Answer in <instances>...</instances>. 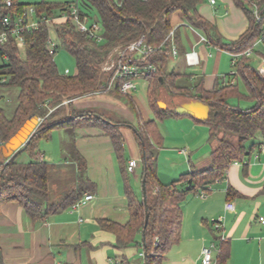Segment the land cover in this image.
Segmentation results:
<instances>
[{
	"label": "crops",
	"instance_id": "0c3cea01",
	"mask_svg": "<svg viewBox=\"0 0 264 264\" xmlns=\"http://www.w3.org/2000/svg\"><path fill=\"white\" fill-rule=\"evenodd\" d=\"M204 4L199 7V14L217 28L224 42L237 41L248 31L249 19L234 0H217L216 5H211L208 0V5ZM176 14L177 24L174 27L172 24L174 36L169 41L172 48L169 61L176 57L178 60L173 70L168 71L166 68L167 73L180 75L178 81L182 85L201 83L206 91L236 84L230 76L238 79V73L224 74L222 82L215 74H205L208 66H218L219 56L226 55L233 61V53L213 46L200 30L183 21L181 12ZM173 48L177 49V55L173 54ZM191 51H196L201 61L199 66H194L195 69L186 58V54ZM254 57L259 63L260 56ZM249 59L254 66L255 61ZM166 95L170 93L161 90L158 98ZM147 98L151 103L149 91ZM7 99L11 100L10 97ZM12 104L11 101L6 102V108L11 109ZM128 104L137 113L139 106H143L144 110L148 107L141 92L126 97L95 93L94 97L92 94L76 99L72 107L67 105L59 112V115H64L62 118L70 119L73 111H97L93 108L99 106L110 110V115H105L107 118L104 117V120L111 122L123 138L124 151L121 155L116 153L102 122H85L77 126L69 124L55 128L48 137L32 140L30 144L34 145L37 158L43 155V161L49 166L48 201L43 206L44 216L37 220L15 202L0 205V249L4 264H118L120 261L146 264L143 247L119 249L116 233L103 226V222L128 225L131 221L128 190L137 197L142 195L143 150L136 128L152 120L148 110V120H144L141 113L137 120H133ZM113 109H118L121 115L115 114ZM166 109L173 112V107L166 105ZM173 116L185 147L173 151L167 158L171 161L168 171L161 172L158 166V178L163 185L178 181L192 169L203 171L210 168L212 152L217 144L211 140L208 124L189 115ZM56 131H59L58 142L53 147L46 143L44 151L39 150L43 140H52V132ZM154 143L158 145L159 158L164 152L162 136L158 134ZM248 146L250 154L244 160L232 163L223 178L208 186L212 188L208 197L201 198L200 190L190 193L181 204V238L166 252L162 264H202V249L212 244L216 245L214 258L217 260L225 241L230 251L228 264H264V223L260 220L264 217V137L258 136ZM184 150L186 155L182 152ZM132 160L138 162L133 172L129 170ZM74 192L79 193V201L88 194L94 198L79 206L78 201L56 213H47L49 206L57 205ZM228 201L235 203V212L226 213ZM222 216H225L224 228L216 231L215 221ZM222 236L224 241H221ZM137 240L144 243L142 234L137 236Z\"/></svg>",
	"mask_w": 264,
	"mask_h": 264
},
{
	"label": "trees",
	"instance_id": "16d2710c",
	"mask_svg": "<svg viewBox=\"0 0 264 264\" xmlns=\"http://www.w3.org/2000/svg\"><path fill=\"white\" fill-rule=\"evenodd\" d=\"M261 1L264 3V0ZM204 2L205 0H76L53 5L43 1L34 5L39 19L44 16H60L69 11L72 4L78 5L82 17L90 19L92 13L96 12L104 27V41L99 43L78 31L71 21L55 24L52 31L42 22L38 30L28 34L24 49L9 44L1 50L8 59L0 64V92L10 88L19 90L17 104L11 114L10 108L3 107L0 103V130L4 143L33 116L45 119L33 140L48 137L55 128L73 123L77 126V122L94 119L104 123L116 153L121 155L124 151L123 138L118 129L111 122L105 121L103 116L96 117L94 113H87L88 111H82L83 114L80 115L81 112L73 111V121L66 122L67 117L52 121L56 114L50 113V109L64 102H69V107H72V102L76 99L101 92L107 87L111 77L102 68L107 60L105 56L111 50L125 48L142 37L153 47H161L147 59L132 58L133 61L158 66L157 73L147 80L150 102L159 116L176 114L170 110H162L158 105V93L163 87L171 96L183 95L188 102L200 100L211 107L210 118L203 122L210 126L211 140L217 142L212 152V166L203 171L192 169L169 185H163L158 178V145L154 143V138L159 134L156 121L145 122L136 128L143 150L146 195L144 196L143 184L140 197L128 190L131 207L129 224L120 226L103 222V226L116 233L119 249L143 247L146 264H162L166 252L179 242L183 221L181 204L187 196L205 190L217 179L223 178L232 163L244 160L250 154L248 143L258 136L264 137V75L258 73L249 58L241 57L238 63V78L248 90L247 96L242 98L253 102L252 107L246 109L229 101L234 95L240 96L237 84L206 91L201 83L194 86L182 85L178 81L180 75L167 73V64L172 54L171 43L167 38L173 29L172 17L176 12H181L183 21L200 30L213 46L233 54L240 55L259 39L260 26L245 0L234 2L246 13L250 27L237 41L228 43L224 42L217 28L199 14V7ZM15 6L18 11H23L29 5L15 0ZM51 33L56 36L59 48H64L74 57L77 67L75 75L59 71L55 55L48 50ZM117 89L120 93L119 87ZM3 97L4 95H0V102ZM27 150L33 157L30 162H20L16 158L3 165L0 174V205L15 202L37 220L44 216L43 206L48 201L49 166L37 158L34 145L30 144ZM79 198V193H71L57 205L49 206L47 213H56L73 206ZM148 212L150 218L145 228ZM140 234L143 244L137 240ZM229 258L230 251L225 241L216 264H228ZM0 264H4L1 249Z\"/></svg>",
	"mask_w": 264,
	"mask_h": 264
},
{
	"label": "built area",
	"instance_id": "2783aa9c",
	"mask_svg": "<svg viewBox=\"0 0 264 264\" xmlns=\"http://www.w3.org/2000/svg\"><path fill=\"white\" fill-rule=\"evenodd\" d=\"M147 1V0H144ZM250 7L253 17L257 25L260 26L261 33L259 39L256 43L240 55L233 54L234 59L232 61V66L237 67L238 58H252L253 56H260V62L257 67L258 73L264 75V56L255 50L257 45H262L264 48V3L261 0H245ZM211 5H216L217 0H209ZM36 15V18H34ZM66 21H71L76 29L84 34H87L90 38L94 39L97 42L104 41V27L101 28L98 26V23H94L93 25H89V19L87 17H82L79 7L77 4H72L70 6L69 11L63 12L60 16L57 17H43L39 19L37 10L34 6H28L23 11H18L15 6V0H0V64L4 63L8 59L6 54H2V48L13 44L19 47V49H24L26 44V37L28 34L33 33L38 30L41 23H46L48 27L53 29L55 24H61ZM52 31V30H51ZM174 36V31L172 30L169 34L167 41H170ZM203 41H206L205 37H202ZM59 48V42L56 36L51 33L49 42H48V50L49 53L55 55ZM159 48H155L150 45L145 37L131 43L127 47H125L120 53L119 58L112 66L105 67V70L114 69L113 82L109 85L108 88H112L113 85L115 87H119L120 93L124 96H131L134 92L138 91V81L139 80H147L153 74L157 73L158 66L153 63H143L133 61V59L141 60L147 59L152 54H154ZM173 54L177 55L178 51L176 48H173ZM133 58V59H132ZM186 58L188 64L192 67L199 66L201 64L200 58L196 51H191L186 54ZM232 73L233 75L237 74ZM5 82V80L3 81ZM51 112V111H50ZM44 118L39 117L40 125L44 122ZM4 140L2 139V132L0 130V151L4 145ZM183 154H187L184 150ZM44 156L40 155L39 160L43 161ZM6 163L0 157V174L2 173L3 165ZM138 166V162L136 160H132L129 162V170L131 172ZM210 191H212L211 187H208L205 190H202L199 195L201 198L208 197ZM93 195H86L81 201L77 203V206L81 204H85L88 201L93 199ZM226 213L235 212L236 206L232 201H228L226 203ZM261 222L264 223V217L260 218ZM225 216H222L217 221H215V229L216 231H221L224 228ZM224 236L221 237V241H224ZM216 248L215 244L210 246H206L202 249V264H216L217 260L214 258V250ZM144 255V253H143ZM145 256V255H144ZM118 264H126L123 261H120Z\"/></svg>",
	"mask_w": 264,
	"mask_h": 264
},
{
	"label": "rangeland",
	"instance_id": "374dc122",
	"mask_svg": "<svg viewBox=\"0 0 264 264\" xmlns=\"http://www.w3.org/2000/svg\"><path fill=\"white\" fill-rule=\"evenodd\" d=\"M20 1L26 5L34 6L35 4L43 2V1L48 2V3H52L53 5H61V4H65L66 2H75L76 0H20ZM204 3H205L204 6L208 5V0H205ZM34 18H36V15ZM99 18H100L99 15L96 12H93L91 15V18L89 19V25L91 26L94 23H98V26L101 28L100 33H102V27L103 26H102L101 20ZM177 19H178V14L175 13L172 17L173 27L177 24L176 23ZM123 49L124 48L118 47L116 49L111 50L105 56V58L107 60L104 61L102 68H103V71H105L106 73H110L111 77L108 81L107 87L104 88L101 92H99L98 93L99 95L100 94H110V95L117 96V97H120V95H122L118 92V89H117V87H115V85H113L112 88H108L109 85H111V83L113 82L114 69L106 71L105 67H107L108 65L112 66L115 63V61H117V59L119 58V53ZM255 50L257 52H260L262 55H264V48L262 45H257ZM252 59H253V61H255L254 66L256 68L259 65L258 59L254 56L252 57ZM177 60H178V58L176 57L174 60L171 59V61H169L168 67H167L168 71H171L176 67ZM55 61H56V64L58 66L59 71L62 74H70L71 76H73L77 73V67H76V62H75L74 57L64 48H62V47L58 48L57 53L55 54ZM217 61H218L217 67L215 66V68H211L208 66V68L205 71L206 76L215 74V76H217V79L220 82H222L223 81L222 77L224 76V74L237 72L238 66L233 67L232 63H231L232 61H230L228 56H226V55L219 56V57H217ZM193 69H195V67ZM230 78L231 79L233 78L235 80V83L239 87V93H240V96H238V95L232 96L229 100L230 103L237 106V107L239 106L242 109L249 108L253 102L247 100L246 98H242V96H247V94H248V90H247L244 82L240 78L237 79L234 76H230ZM162 90L164 92L166 90V88L163 87ZM148 91H149L148 82L146 80H139L137 93L138 92L142 93V95L145 97V100L148 104L147 105L148 107H146L147 109L144 110L143 106L140 107L139 105H137L140 108L138 110V112L141 113V116L143 117L144 120H148L146 117V114H147L146 112L148 110L149 111V118H151V120H155L157 123L159 135H161L163 138V146H164L163 147L164 152L161 153L159 158H158V166H159V169L161 170V172H166L169 170L168 168L171 164V161L168 160L167 158L169 156H171L173 151H175V150L178 151V149L185 147L184 143H183L184 139L181 140V138H180L181 135L179 133L178 126L173 121L175 116H173V115L159 116V114L156 112V110L153 111L154 108L151 106V103L148 102V98H147ZM0 95H4L2 101L0 102L3 107H7L6 102L7 103L10 101H11V103L13 102V104L11 105V109H9V113L11 114L13 112V110L15 109V106L17 104V98L19 95V90L17 88H10L7 90H2V92H0ZM9 97L11 99L10 101L7 99ZM93 97H94V94H93ZM186 100H187V97H184L183 95H178V96L166 95L164 97L158 98V101L164 102L166 105H168V107H174L177 104H180L182 101L184 102ZM3 102H5V105ZM68 104H69V102H64L60 106H58L54 109H50V111H51L50 113L56 114L52 121H55V120L57 121V120L63 119L62 117H64V115H59V112L62 111L64 108H66V106ZM126 104H127V102H126ZM131 107H133L132 104H131ZM128 108H130L129 104H128ZM93 110H97V111H88L87 113H98V115L105 117V115H108V116L110 115V114H108V111L111 112L110 110H107V108L100 107V106L98 108H96V107L93 108ZM166 110H168V109H166ZM113 112L115 114L121 115L120 112L118 111V109H113ZM76 113H79V111H77ZM123 113H126V112H123ZM129 113H131V115L133 116V120L134 119L137 120L140 116L139 113L136 112V110H133L131 108L129 109ZM129 113L127 112V115ZM82 114H83V112L81 111L80 115H82ZM105 118H107V117H105ZM70 119H67L66 122L73 121L75 118L72 116V118H70ZM85 122L92 123V124H99V122H96L94 119H92L90 121L86 120L84 122L83 121L77 122V125L80 123H85ZM72 125L75 126L76 124L73 123ZM101 125L103 126V124H101ZM104 129H106V127H104ZM58 132L59 131L52 132L53 133V139L52 140H47V141L43 140V143H41L39 146V150L44 151L43 147H44V145L46 146V143L50 144V147H53L54 144H56L58 142V140H57ZM39 150H38V152H39ZM188 153H190L189 150H188ZM17 159L20 162L28 163L33 159V157L31 156L30 151L26 150V151L22 152L18 156Z\"/></svg>",
	"mask_w": 264,
	"mask_h": 264
},
{
	"label": "water",
	"instance_id": "95a60500",
	"mask_svg": "<svg viewBox=\"0 0 264 264\" xmlns=\"http://www.w3.org/2000/svg\"><path fill=\"white\" fill-rule=\"evenodd\" d=\"M160 109L165 110L166 104L164 102H158ZM173 112L178 115H189L201 121H207L210 118L211 107L200 101L192 100L182 104H177L173 107ZM99 117L98 115H95ZM40 127L39 118L37 116L31 117L25 124L19 129V131L1 148V156L6 164L15 160L22 152L26 151L30 143L34 139L38 128ZM144 196L146 195L145 181L143 182ZM146 203V198H145ZM150 213L148 212L145 219V228L149 223ZM146 258V254H145Z\"/></svg>",
	"mask_w": 264,
	"mask_h": 264
}]
</instances>
